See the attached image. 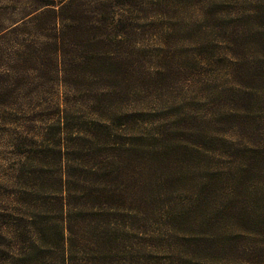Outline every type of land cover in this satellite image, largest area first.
<instances>
[{
	"label": "trees",
	"instance_id": "trees-1",
	"mask_svg": "<svg viewBox=\"0 0 264 264\" xmlns=\"http://www.w3.org/2000/svg\"><path fill=\"white\" fill-rule=\"evenodd\" d=\"M169 1L39 0L26 19L4 24L0 17V81L11 78L16 84L29 64L31 71L23 78L31 73L27 81L40 87L50 82L64 91L62 107L54 108L48 124L49 144L21 154L23 162L4 176L14 187L13 202L27 199L33 205L23 221L6 212L0 191V264H128V246L121 239L129 241V231L139 228L160 200L179 195L195 212L190 222L199 231L198 250L245 259L248 248L234 238L245 232L246 222L256 227V244L264 248V218L251 220L246 211L238 192L243 187L239 167L223 179L206 172L195 184L182 185L186 150L177 144L168 148L162 131L147 140L114 126L120 122L97 121L130 83L136 88L145 81L144 74H150L137 41L148 33L144 23L156 27ZM205 3L204 13L212 11L214 6ZM20 36L29 42L21 44ZM172 37L160 32L164 41ZM9 42L12 64L3 68L2 52ZM161 58L164 65H155L154 75L168 69L169 61ZM74 93H81V110L91 115L89 120L77 114ZM259 204L264 215V196ZM167 211L169 223L183 224L174 223L176 215ZM22 222L32 239L26 238L18 253L6 258L1 246L4 227L16 231L13 240L18 242ZM223 234L231 238L219 240ZM181 241L190 246L187 239Z\"/></svg>",
	"mask_w": 264,
	"mask_h": 264
},
{
	"label": "rangeland",
	"instance_id": "rangeland-1",
	"mask_svg": "<svg viewBox=\"0 0 264 264\" xmlns=\"http://www.w3.org/2000/svg\"><path fill=\"white\" fill-rule=\"evenodd\" d=\"M205 2L214 6L212 11L204 13ZM38 4L39 0H0V17L4 24L26 19ZM168 5L156 27L144 23L148 33L137 41L147 59L144 70L150 74H144L145 81L136 88L130 83L121 99L107 108L106 117L97 121L120 122L114 126L147 140L162 131L168 148L177 144L186 150L181 158L188 162L180 167L185 172L179 177L182 185L195 184L206 172L223 179L239 167L243 187L238 192L246 211L251 220L264 218L259 204L264 196V0H170ZM164 31L173 37L160 39ZM19 38L21 44L29 42L26 36ZM11 48V42L3 48V68L12 64ZM161 56L169 61L168 69L154 75V66L164 65ZM25 68L24 72L31 71L29 64ZM22 75L16 84L11 78L0 81V191L6 212L25 221L33 204L27 199L13 202L14 187L4 176L23 162L21 154L49 144L48 124L54 108L62 107L64 91L50 82L40 87L27 81L31 73ZM71 98L77 114L89 120L91 115L81 110V93ZM247 151L252 153L243 154ZM159 203L139 228L129 231V241L121 239L128 246V264H264V248L256 244L253 225L246 222L245 232L234 238L248 248L245 259L213 255L198 250L199 231L190 222L195 212L187 208L185 196ZM166 211L176 215L174 223L183 224L169 223ZM25 226L22 222L18 242L13 240L16 231L4 227L1 246L6 258L17 254L26 238L32 239Z\"/></svg>",
	"mask_w": 264,
	"mask_h": 264
}]
</instances>
